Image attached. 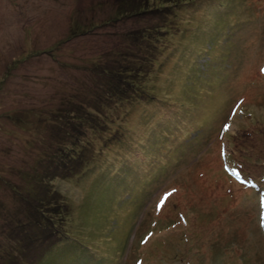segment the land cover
<instances>
[{"label":"rangeland","instance_id":"rangeland-1","mask_svg":"<svg viewBox=\"0 0 264 264\" xmlns=\"http://www.w3.org/2000/svg\"><path fill=\"white\" fill-rule=\"evenodd\" d=\"M202 1L176 24L175 39L171 16L114 21L115 0H0V264H12L9 244L26 236L14 221L27 215L26 176L36 158L57 147L56 111L89 101L94 65L145 54L161 27L169 43L153 85L165 112L141 104L124 120L114 114L104 136L128 131L125 159L112 148L78 183L53 180L71 209L72 240L50 249L44 264H264L256 197L238 196L237 180L220 175L216 183L209 170L221 167L211 155L229 119L244 127L230 130L231 161L264 177V70L256 75L264 66V0ZM148 29V42L128 37ZM44 245L27 256L37 261Z\"/></svg>","mask_w":264,"mask_h":264},{"label":"trees","instance_id":"trees-1","mask_svg":"<svg viewBox=\"0 0 264 264\" xmlns=\"http://www.w3.org/2000/svg\"><path fill=\"white\" fill-rule=\"evenodd\" d=\"M115 1L113 5L116 14L114 21L116 22L123 18H145L148 14H151L149 12L154 11L153 14H157V16H171L169 24L166 22V27L170 26L175 29L179 20L187 17L188 9H192L197 1L202 0ZM203 1L208 3L214 0ZM218 1H221V5L229 3L226 0ZM156 29L154 30L158 31L159 36L153 32L151 33L153 41L152 44L145 46V54L116 55L118 59L100 61L94 65L97 71L98 85H95L94 88L86 85L91 90L90 94L92 95L89 101L76 103L69 100L56 111L57 120L61 123L60 133L56 134L58 144L54 152L48 153L46 151L36 158L35 165L31 167V175L26 176L28 193L24 202L27 206V215L23 220L18 218L14 221L17 230L25 233L26 236L21 242H16L17 245L15 243L9 244L11 250L6 255L11 259L12 264H29L30 262L44 264V262L53 258L50 257V249L62 245L65 241L72 240L71 238L68 239L69 236L65 228L71 209L67 204L66 197L58 195L52 189V182L60 178L61 180L72 179L73 182L78 183L80 179L86 177L95 163V168L100 166L102 155L107 151H111L112 148H115L119 156L125 159L127 153L121 151L122 145L120 142L124 138L129 139L126 137L128 131L125 129V132H120V139L113 140V134L111 133L104 136L106 134L105 126L109 128L111 124L110 120L112 119L110 117L123 112L125 114L121 119L124 120V117L131 113L133 107H140L141 104L147 107L151 106L152 113L155 116L157 112H165V108L155 102L156 92L153 78L160 67L161 60L166 57L164 52L167 49L163 46V42L167 44L169 40L163 41L166 36L165 27ZM149 31L150 29L141 36L129 33L128 37L133 39L134 43L140 41L142 37L148 42L150 39ZM175 31L179 32L177 29ZM179 34L176 35L175 39L179 38ZM170 41L172 43V40ZM95 134L98 135L97 141L93 142L87 139ZM131 134L132 137L136 136L134 132H131ZM159 134L161 133L159 132ZM56 135L54 136L55 139ZM115 140H118V142L112 144V141ZM39 167H44L41 174H39ZM77 183L73 184L76 185ZM18 197L23 201L21 193ZM41 244H45L44 247L48 249H42L41 253L37 254V261L33 258L34 255L27 256L29 249Z\"/></svg>","mask_w":264,"mask_h":264}]
</instances>
